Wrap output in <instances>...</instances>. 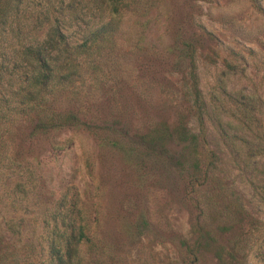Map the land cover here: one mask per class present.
<instances>
[{
	"label": "rangeland",
	"instance_id": "1",
	"mask_svg": "<svg viewBox=\"0 0 264 264\" xmlns=\"http://www.w3.org/2000/svg\"><path fill=\"white\" fill-rule=\"evenodd\" d=\"M32 3L40 9L46 0ZM115 43L120 82L80 104L84 119L111 143L97 146L75 128L52 150L26 125L12 128V156L38 176L26 194L14 195L16 165L0 164V255L43 263L56 213L70 202L94 201L87 157L104 188L109 264H264V0H149L144 14L125 16ZM184 43L194 49L208 146L223 153L219 172L244 209L228 225L216 209L199 215L173 160L138 157V137L151 120L187 121L197 132L184 94Z\"/></svg>",
	"mask_w": 264,
	"mask_h": 264
},
{
	"label": "trees",
	"instance_id": "2",
	"mask_svg": "<svg viewBox=\"0 0 264 264\" xmlns=\"http://www.w3.org/2000/svg\"><path fill=\"white\" fill-rule=\"evenodd\" d=\"M148 1L46 0L44 7L36 9L33 0H0V164L16 165L14 195L26 194L38 176L28 162L19 159L17 163L12 156L9 138L15 125L29 127V135L46 139L52 150L63 147L65 140L58 139L63 131L75 128L90 133L97 146L112 142L109 133L84 119L80 104L85 97L120 82L115 37L125 16L144 14ZM158 2L150 0L152 5ZM182 52L188 72L184 94L197 132L189 130L187 121L168 126L151 120L138 137V157L159 154L173 160L185 174L187 195L199 215L205 209H216L228 225L244 209L219 172L223 153L208 146L194 49L184 43ZM167 145L179 148L177 156L169 155ZM84 170L94 201L87 204L85 200L79 207L70 202L64 214L56 213L46 232L42 264L111 261L104 232V188L87 157ZM18 260L14 253L0 255V264H17Z\"/></svg>",
	"mask_w": 264,
	"mask_h": 264
}]
</instances>
